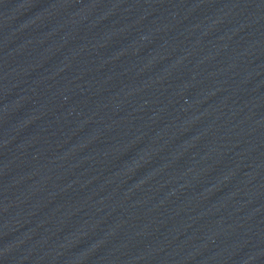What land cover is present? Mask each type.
I'll list each match as a JSON object with an SVG mask.
<instances>
[{"label":"water","instance_id":"1","mask_svg":"<svg viewBox=\"0 0 264 264\" xmlns=\"http://www.w3.org/2000/svg\"><path fill=\"white\" fill-rule=\"evenodd\" d=\"M6 264H264V0L158 3Z\"/></svg>","mask_w":264,"mask_h":264}]
</instances>
